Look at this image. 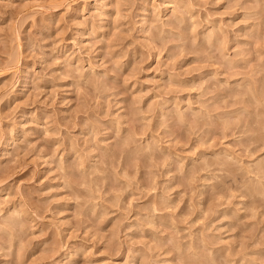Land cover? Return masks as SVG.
Wrapping results in <instances>:
<instances>
[{"label":"rangeland","instance_id":"374dc122","mask_svg":"<svg viewBox=\"0 0 264 264\" xmlns=\"http://www.w3.org/2000/svg\"><path fill=\"white\" fill-rule=\"evenodd\" d=\"M0 264H264V0H0Z\"/></svg>","mask_w":264,"mask_h":264},{"label":"bare ground","instance_id":"6f19581e","mask_svg":"<svg viewBox=\"0 0 264 264\" xmlns=\"http://www.w3.org/2000/svg\"><path fill=\"white\" fill-rule=\"evenodd\" d=\"M6 137V136H5ZM6 141V140H5ZM11 142V141H10ZM5 144V143H4ZM6 145V144H5ZM10 145V144H9ZM8 146V145H7ZM5 148V147H4Z\"/></svg>","mask_w":264,"mask_h":264}]
</instances>
